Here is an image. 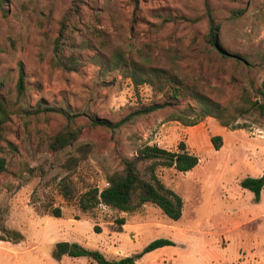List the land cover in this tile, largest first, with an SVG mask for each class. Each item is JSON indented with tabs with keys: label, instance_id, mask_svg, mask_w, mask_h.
I'll return each instance as SVG.
<instances>
[{
	"label": "rangeland",
	"instance_id": "374dc122",
	"mask_svg": "<svg viewBox=\"0 0 264 264\" xmlns=\"http://www.w3.org/2000/svg\"><path fill=\"white\" fill-rule=\"evenodd\" d=\"M75 7L78 14L67 27L65 17ZM208 15L219 25L225 56L204 42ZM95 30L105 33V50ZM86 43L89 48H82ZM115 46L150 55L163 68L169 64L167 50L177 49L180 73L195 77L210 99L231 107L242 87L255 94L264 76V0H3L0 83L9 119L0 143L6 163L0 174V237L13 238L15 232L21 239L0 241V264H95L88 256L55 260L54 245L76 243L113 261L114 251L133 256L160 238L174 245L158 264H264V187L256 203L240 186L242 179L258 176L246 168L252 157L255 167L264 163L263 153L255 155L264 151V115L252 111L237 118L242 128L235 131L211 117L184 126L196 117L188 101L137 115L161 99L148 87L134 90L118 70L94 60ZM58 58L78 61L70 70L57 66ZM19 68L22 94L16 89ZM93 117L124 122L108 130L92 126ZM67 125L81 127L78 138L51 149L52 138ZM212 137L222 139L217 150ZM179 142L198 158L197 166L177 174L157 169L164 186L181 198L179 220L151 204L133 213L103 205L81 210L82 194L102 190L107 174L121 172V159L134 157L145 144L176 151ZM54 208L61 218L49 216ZM121 218L140 222V230L118 231L115 221Z\"/></svg>",
	"mask_w": 264,
	"mask_h": 264
},
{
	"label": "trees",
	"instance_id": "16d2710c",
	"mask_svg": "<svg viewBox=\"0 0 264 264\" xmlns=\"http://www.w3.org/2000/svg\"><path fill=\"white\" fill-rule=\"evenodd\" d=\"M2 3L3 0H0V6ZM77 14L78 9L76 7L69 10L65 17L67 27L69 26L70 16ZM63 25H65L64 22ZM74 27V25H71V29H74ZM218 34V23L208 15V31L204 42L211 49L225 56V53L220 49ZM93 35L100 39V49L105 50V33L102 30H95ZM59 41L57 39L54 46L55 54L58 53L60 48ZM82 48L88 49L89 46L86 43L82 45ZM167 54L169 64L165 68L154 66L151 63L150 55L144 54L139 50L133 52L132 49L121 46L109 49L108 54L99 53L94 57V60L96 62L100 60L106 66V69L118 70L120 76L127 80L134 90L137 91L141 87H148L154 97L158 96L161 99V101H152L149 105L143 106L136 111L135 114L137 115L150 114L165 107L179 106L181 102L188 101L194 104L193 107H190L192 111L196 110V117L190 124L182 123L184 126H195L204 118L211 117L220 126L230 130L241 129L242 127L235 125L236 119L252 111L257 112L259 115H264V76L255 94L251 93L248 88L242 87L237 102L230 107L210 99L199 86L198 79L180 73L177 63L181 59L177 49H168ZM77 61L75 59L68 63L64 59L58 58L56 59V65L63 66L64 69L74 70L72 67L67 66H73ZM1 89L2 84L0 83V143L3 141L4 125L9 119ZM16 89L18 94H22L24 73L21 68H19L18 72ZM65 118L68 123L73 120L68 113L65 114ZM123 122L112 123L106 119L96 117L90 119L92 126H100L108 130L118 129ZM80 132L81 127L70 129L67 125L62 132L52 138L50 148L58 150L71 145L78 138ZM210 140L216 150L221 147L222 139L220 137H212ZM176 149V151H169L155 144L141 146L135 151L134 157L121 159V172H113L106 175V186L102 190L90 188L82 194L79 202L81 210L86 212L103 205L119 212L133 213L138 211L143 205L151 204L157 207L171 221L179 220L182 209L181 198L164 186L158 178L157 169L173 168L177 173H186L197 166L198 158L188 152L183 142H179ZM5 170L6 163L0 155V174ZM240 186L250 191L254 196V202L258 203L264 187V171L258 178L246 177L242 179ZM49 216L61 218V210L54 208ZM115 223L119 225L117 230L120 231L125 221L121 218L117 219ZM94 230L98 232L99 228L95 226ZM9 233L7 232V234ZM12 234L14 235L13 238L0 237V241H18L21 239L17 233L13 232ZM173 245L174 242L171 240L160 238L150 242L141 252L133 256L108 261L98 251L90 252L82 249L76 243L60 242L54 245L53 258L60 260L65 255L72 258L88 256L95 264H135L142 255Z\"/></svg>",
	"mask_w": 264,
	"mask_h": 264
},
{
	"label": "crops",
	"instance_id": "0c3cea01",
	"mask_svg": "<svg viewBox=\"0 0 264 264\" xmlns=\"http://www.w3.org/2000/svg\"><path fill=\"white\" fill-rule=\"evenodd\" d=\"M204 126V125H203ZM235 131V130H234ZM240 131H242V130H240ZM188 150V149H187ZM239 150V149H238ZM189 152V151H188ZM240 152V151H239ZM190 153V152H189ZM261 153H263L264 154V151H260V150H256V153H255V155L256 156H259ZM191 154H193V153H191ZM194 155V154H193ZM257 161V159H255V158H251L250 160H249V162L247 163V165H246V168H248V170L249 169H252L254 172H255V174L256 175H258L257 176V178L258 177H260L262 174H263V171H264V163H263V165L260 163V165H258L257 167H255L256 166V164H254V162H256ZM243 163H245V160L243 161ZM252 167V168H251ZM174 170V169H173ZM174 172L177 174V172L174 170ZM188 172H190V171H188ZM187 173V172H186ZM141 223L140 222H134V223H130V222H128V221H125V224L123 225V226H121V230L123 231L125 228H131V229H133V230H136V231H139L140 230V225ZM132 235H134L135 233L133 232V233H131ZM170 246H166V247H162V248H159V249H156V250H154V251H152V252H150V253H147V254H145V255H143L139 260H137L136 262H135V264H140V262H141V259L142 258H144V257H148V256H151L150 257V262L149 263H146V264H158V263H160L163 259H165L167 256H165L164 254H165V252H166V250H167V248H169ZM114 256H115V258L116 259H119V258H122V257H127L128 255L126 254V253H123V252H121V251H114V254H113Z\"/></svg>",
	"mask_w": 264,
	"mask_h": 264
}]
</instances>
